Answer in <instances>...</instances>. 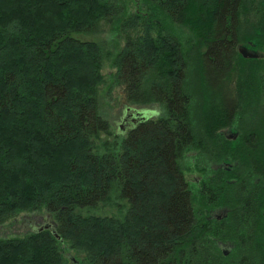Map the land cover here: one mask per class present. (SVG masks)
I'll return each instance as SVG.
<instances>
[{
    "label": "trees",
    "instance_id": "16d2710c",
    "mask_svg": "<svg viewBox=\"0 0 264 264\" xmlns=\"http://www.w3.org/2000/svg\"><path fill=\"white\" fill-rule=\"evenodd\" d=\"M257 2L0 0V226L53 215L48 227L0 238V264H264V63L243 77L235 50ZM182 27L196 42L198 117L213 152L215 130L240 116V185L209 183L199 195L227 208L220 223L197 220L199 197L174 166L195 141ZM103 33L123 45L110 84ZM115 88L130 104L162 101L173 123L109 139L100 102ZM116 200L117 214L93 213Z\"/></svg>",
    "mask_w": 264,
    "mask_h": 264
},
{
    "label": "rangeland",
    "instance_id": "374dc122",
    "mask_svg": "<svg viewBox=\"0 0 264 264\" xmlns=\"http://www.w3.org/2000/svg\"><path fill=\"white\" fill-rule=\"evenodd\" d=\"M246 14L244 15L241 30L239 33V40H237L236 45V53L237 60L240 66V72L243 77L248 76L253 67H256V64L259 66L264 63V0H258L256 5L247 6L245 8ZM178 28V27H177ZM179 35V36H178ZM177 36L182 40V47L185 54V62H186V79H187V89L189 90V94L191 96V105L192 110L191 114V122H192V130L194 134L195 141L192 143L190 149H185L182 152L181 164L184 178L188 184V187L191 189L192 193L199 197L196 200V218L201 222L202 220H206V217H210L211 214L213 216H221L222 211L218 210L217 207L220 203L217 200L213 201L212 207H207L201 203L202 199L198 193L199 186L197 185V180L202 178L205 175H209V168L212 167L213 164V154L212 150L214 147L211 142L208 141V137L203 132V127L201 125V120L199 119V111H198V84L197 80V47L195 40H191V36L188 33V30L182 27L177 30ZM90 38V37H89ZM97 38V37H96ZM100 40H97L101 44V48L103 50V74L105 78L110 84L111 82V74L115 72L114 62L117 58L120 50L122 49L121 40H117L114 35H106V33L101 34L99 37ZM191 40V47H188V42ZM191 48V49H190ZM244 49L247 54H255L257 59H247L242 56V54L237 50ZM254 73V72H253ZM257 75H255L256 77ZM245 79V78H244ZM248 89V88H247ZM188 92V91H187ZM113 97V98H112ZM112 98V99H111ZM252 99V98H251ZM253 100V99H252ZM101 112L103 118L108 121L110 125V132L112 139L115 134L121 133L120 126L124 125L122 121V117L125 116V110L127 113H133L135 111H153L158 110L156 106H132V104L126 102L123 98L121 88L113 89V93L110 96L107 95L104 90L101 95ZM159 111V110H158ZM240 116L238 115L230 125L222 128L218 131L219 138V146L220 151L218 152L222 154V160L227 159V161L221 162L220 165L224 167V164L227 163L229 168H225V170L221 174V178L218 177L217 182H222L224 184H235L240 185V167L236 165L235 160L233 159V151L239 145L241 132L239 130L240 127ZM237 135L236 140L227 139L225 136H233ZM233 166H231V164ZM211 169V168H210ZM229 183V184H228ZM237 183V184H236ZM234 188L231 190L233 193ZM114 204L110 206H106L105 208H99L98 210L93 211L96 215L103 216H111L117 214L119 205L118 203H123V200L113 201ZM200 202V203H199ZM208 209H204V208ZM257 217L260 220V224L264 225V209L260 212H256ZM53 215H48L45 212H26L18 215L14 219L6 222L5 224L0 226V238H12V237H21L25 234L35 232L39 228L49 225L52 223ZM259 226L256 223V227ZM252 228L254 233H258L257 228ZM251 228L250 231L252 232ZM221 249L223 252H227L229 250V244L222 245ZM63 254L69 260V262H75L76 256L73 255L71 251H69L66 247H63ZM226 254V253H225ZM76 263V262H75Z\"/></svg>",
    "mask_w": 264,
    "mask_h": 264
},
{
    "label": "flooded vegetation",
    "instance_id": "af4514ba",
    "mask_svg": "<svg viewBox=\"0 0 264 264\" xmlns=\"http://www.w3.org/2000/svg\"><path fill=\"white\" fill-rule=\"evenodd\" d=\"M179 41H180L181 56H182V43H181L182 40H179ZM235 50H236V47H235ZM240 50L244 51V49L240 48V49L237 50V52L238 51L240 52ZM247 55L254 56V58H247V59H257V56L255 54H247ZM181 66H182V64H181ZM181 92H182V85H181ZM161 102L162 101L154 100L153 103H150L148 105H141V106H156L159 111L158 110H153V111L146 112V111H142L141 110V111H135L133 113H127L128 111L125 110V116L122 117V121L124 122V125L120 126V128L122 130L121 133H119V135L118 134L114 135L115 140L118 141L119 143H122L128 137V135L130 133L137 132L139 130V127L144 125L145 123H151V126H154L157 123H160V124L162 123V125H160L162 129L168 123H173V119L172 118H170V117H162L161 116V114H162L161 113V109H160V103ZM135 105L140 106V104H132V106H135ZM232 121L230 122V124L232 123ZM221 129L215 130V135L216 136H219L218 135V131L221 130ZM148 130H152V128H149ZM225 138L236 140L237 139V135L236 134L233 135V136H227L226 135ZM137 139H138V137H137ZM137 142H139V139L136 141V143ZM218 149L220 151H223V150L220 149L219 143H217L216 152H212V154H213L212 155L213 156V164H215V165H212V167H210L211 169L209 168V171H208L209 175H205L202 178H199V180H197V185L199 186V189H198V193L199 194H201L202 191L207 188V185L209 183H213L214 185L218 184L219 183V182H217L218 177L221 178V174L223 172H225V170H228V169H225V168H229L227 163L224 164L225 168L222 165H220L221 162L227 161V159L222 160V154H220L218 152ZM116 153H117L118 157H122L123 156V152H122L121 149H117ZM181 157H182V147L180 148L177 156L175 157V162H174V166L178 169V171L180 173L181 180H182ZM231 166H233V165L231 164ZM222 184L224 185V183H222ZM214 191H215V194L217 195L216 187H214ZM217 209L222 211V215L221 216H213L211 214V216L210 217L207 216L206 219L207 220H213V221L218 222V223L224 221L227 218V214H228L227 208L226 207H217Z\"/></svg>",
    "mask_w": 264,
    "mask_h": 264
},
{
    "label": "water",
    "instance_id": "95a60500",
    "mask_svg": "<svg viewBox=\"0 0 264 264\" xmlns=\"http://www.w3.org/2000/svg\"><path fill=\"white\" fill-rule=\"evenodd\" d=\"M240 53L242 54V56L244 57V58H254V56H252V55H247L244 51H242V50H240ZM45 227H48L47 225L45 226Z\"/></svg>",
    "mask_w": 264,
    "mask_h": 264
}]
</instances>
